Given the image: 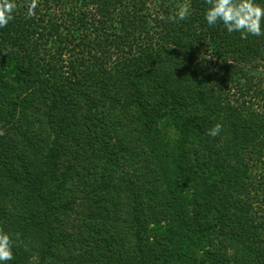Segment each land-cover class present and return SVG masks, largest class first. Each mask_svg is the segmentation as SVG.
Wrapping results in <instances>:
<instances>
[{
    "label": "trees",
    "instance_id": "trees-1",
    "mask_svg": "<svg viewBox=\"0 0 264 264\" xmlns=\"http://www.w3.org/2000/svg\"><path fill=\"white\" fill-rule=\"evenodd\" d=\"M27 2L0 28L6 264H264V35L205 0Z\"/></svg>",
    "mask_w": 264,
    "mask_h": 264
},
{
    "label": "clouds",
    "instance_id": "clouds-1",
    "mask_svg": "<svg viewBox=\"0 0 264 264\" xmlns=\"http://www.w3.org/2000/svg\"><path fill=\"white\" fill-rule=\"evenodd\" d=\"M208 5L205 10L204 18L209 26H214L218 22L222 23L226 31L231 33H240L241 39H247L248 35H264L262 26H264V5L257 0H205ZM19 5L17 0H0V28L6 27L14 19V13ZM27 18L36 15V9L39 7V0H28L25 5ZM191 14L190 2H182L178 5L174 14L167 17L169 22L178 23L188 19ZM161 19H164L161 16ZM222 131V124L216 123L210 128L207 134L216 137ZM0 130V136L4 135ZM13 236L0 227V264L14 259L13 248L17 246Z\"/></svg>",
    "mask_w": 264,
    "mask_h": 264
},
{
    "label": "rangeland",
    "instance_id": "rangeland-1",
    "mask_svg": "<svg viewBox=\"0 0 264 264\" xmlns=\"http://www.w3.org/2000/svg\"><path fill=\"white\" fill-rule=\"evenodd\" d=\"M179 5V4H178ZM259 71H257L258 73H263L264 71V69L262 68V69H258Z\"/></svg>",
    "mask_w": 264,
    "mask_h": 264
}]
</instances>
